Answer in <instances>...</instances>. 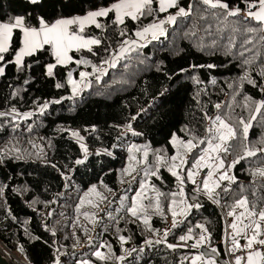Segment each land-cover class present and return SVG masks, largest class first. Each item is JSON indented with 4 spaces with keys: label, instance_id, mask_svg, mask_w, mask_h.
Masks as SVG:
<instances>
[{
    "label": "trees",
    "instance_id": "trees-1",
    "mask_svg": "<svg viewBox=\"0 0 264 264\" xmlns=\"http://www.w3.org/2000/svg\"><path fill=\"white\" fill-rule=\"evenodd\" d=\"M112 2L44 0L40 10L49 20H54L60 15H84ZM190 3L194 6L191 16L178 17L174 25L167 26L166 35L147 43L146 47L129 49L115 67L106 70V75L101 72L102 61L111 59L110 53L118 50L123 40H135L136 30L156 22L157 18L165 19L177 9L158 12L137 22L126 20L125 25L119 26L113 25L110 19H101L107 25L105 30L89 28L91 34L103 38V43L94 49L97 54L73 55L97 64L100 71L89 76L88 87L78 96H71L67 73L73 70V77L77 79L80 71L91 73V67L58 66L50 77L46 74V65L54 61L44 53L26 57L22 71L13 63L5 67V74L0 76V112L4 113L0 116V243L26 263L57 264L58 260L59 264H81L79 261L86 250L105 245L100 251L108 257L106 260L90 256L87 261L91 264H181L185 257L198 255L199 249H170L168 244L180 243L179 236L187 234L189 228L193 229L194 240L188 244L194 243L201 232L196 225L202 224L211 237L205 248L215 247L218 257L227 264L224 217L229 211L228 205L244 195L250 202L264 207L260 203L264 200V177L253 175L255 170L264 168V151H261L264 149V110L261 114L254 112V102L264 100V91L260 89L264 86V77L259 75L264 68V41H259V37L264 33L247 37L237 34L236 47L229 54L223 47L228 44L229 35V29L225 28V38L218 39L217 48L206 47L214 37L204 29L212 24L214 33L224 25L211 18L201 19L206 13L196 0H180V6L186 9ZM32 10L27 0H0V21L7 22ZM236 19L232 17L229 21ZM251 26H256L255 22ZM121 30L127 35L121 37ZM245 38L253 39V44L246 46L249 51L241 57L240 45ZM252 58H255L252 64H242L244 59ZM209 64L216 67H191ZM245 71L257 81L256 87L244 82L241 88L239 77ZM197 78L200 83H196ZM57 84L62 86L58 88ZM245 96L251 97V101H245ZM216 103L231 106L220 110L231 116V122L243 117L251 123L247 139L242 126L235 125L238 137L233 144L240 142L242 154L233 161L244 156L245 145L256 155L239 159L232 168L231 175L236 181L227 196L221 192L214 198L204 194L193 198L194 185L186 181L184 192L188 202L199 203L201 207L190 210L178 220L176 228H169L168 236L161 243H155L157 237L164 236L172 219L169 201L161 198L163 215L150 210L149 225L142 218L130 216L127 208L139 190L143 173L138 167L139 174L133 173L136 180H132L123 171L128 161L126 151L133 145L143 150L144 144L149 152V165L155 163V150L163 149L166 155H173L175 149L169 143L172 134L183 136L181 129L187 126L203 136L207 122L202 121V114L204 111L213 116L217 114L213 107ZM253 114L257 118L250 120ZM74 132L78 133L77 138L82 140L86 152ZM234 148L225 156V161H231ZM136 156L141 158L142 151ZM78 160L83 163L77 164ZM159 177H151L150 182L161 192L179 190L178 181L165 167H161ZM93 186L107 199L100 201L90 191ZM97 204L98 207L94 206ZM61 215L67 221L60 220ZM120 236L125 237L129 248L124 256ZM146 240L153 243L148 245ZM122 256L123 260L117 259ZM186 261L183 264H189Z\"/></svg>",
    "mask_w": 264,
    "mask_h": 264
},
{
    "label": "snow or ice",
    "instance_id": "snow-or-ice-1",
    "mask_svg": "<svg viewBox=\"0 0 264 264\" xmlns=\"http://www.w3.org/2000/svg\"><path fill=\"white\" fill-rule=\"evenodd\" d=\"M27 2L33 6L31 12L11 17L7 22L0 21V76L5 74V67L9 63L15 64L17 70L22 71L26 67V57H34L40 53L49 54L54 61L46 65V74L50 77L54 76V70L58 66L66 67L70 64H75L77 67L92 68L93 71L91 73L80 71L78 73L79 81L73 77V70L68 71V83L72 86L73 94L80 90V81L84 82L83 87H87L88 83H90L88 80L89 76H93L100 71V66L83 57L76 58L73 53L87 52L92 55L97 54L94 49L103 43V38L91 34L88 29L94 27L102 31L105 30L107 25L101 23V19H110L113 25L119 26L125 25L126 20L137 22L143 17L155 16L158 12L164 13L168 12L169 9H177L174 14L170 13L165 19L157 18L156 22L136 30L134 35L138 39L123 40L119 49L110 53L111 59L102 61V64L115 67L122 54L129 51V49L137 50V48L147 46L139 43L140 40H148L149 35L152 40L166 35L165 24L174 25L178 17H189L194 10V6L191 3L188 4L187 9L180 6V0H114V2L106 6L95 7L94 10H90L84 15H60L54 20H49L40 10L44 6V0H27ZM196 2L204 6L206 15L201 16V19L207 20L211 18L224 25V27H217L214 33L212 32V24H209L204 29L206 33L214 37L211 44L205 45L206 47L216 49L218 39L225 38L223 36L225 28L229 29V35L227 36L228 44L223 47L226 48L229 54H231V49L236 47L237 34L247 37L249 34L264 33V0H240L239 3L231 2V0H196ZM240 4H243L244 7L241 8ZM232 17L237 19L229 21V18ZM252 22H255L256 26H251ZM119 35L123 37L127 33L125 30H121ZM259 41H264V35L259 37ZM148 42L150 43L151 41L148 40ZM251 44H253V39L245 38L241 42L240 48L242 50L239 51V56L243 57L245 52L249 51L246 46ZM124 45H129V47L126 48ZM105 51H108V48H105ZM8 56H12L13 59H6ZM254 59H244L242 64L250 65L254 62ZM28 67L31 66L28 65ZM191 67L214 68L216 66L209 64L192 65ZM181 71L187 70L182 69ZM104 74H107L106 71ZM259 75L264 77V68L261 69ZM96 79L99 80L100 76H96ZM239 80L241 81V88L244 82L254 87L257 86V81L248 71H245L239 77ZM196 83H200L198 78ZM212 83H216L215 79L212 80ZM61 86L60 84L56 85L58 88ZM229 87H232V85H229ZM260 89L264 91V86H260ZM244 99L245 101H251L252 98L245 96ZM56 102L58 103L59 101ZM254 103V112L261 114L262 110H264V100L255 101ZM213 107L217 110V114L214 116L207 111L202 114V121L207 122L203 136H200L194 129L187 126L181 129L184 133L183 136L172 134L169 143L175 149V153L171 156L166 155L163 149L155 150L153 152L155 163L149 165V152L146 147L142 150L133 145L128 149L131 163L124 170L125 173L131 176L132 180H136V176L133 173H137L138 167L143 173V179L138 182L139 190L136 191L131 199L130 206L127 208V212L131 217L135 219L142 218L143 223L149 225L150 210L163 215L164 210L161 200L163 197L169 201L168 211L172 216V227L176 228L180 223L177 220L178 216L186 217L190 210L201 207L199 203L188 202L184 192L186 181L195 186L193 198L198 194L214 198L219 196L221 192L226 196L231 193L230 185L236 181L235 176L229 174L231 169L235 164L239 163V159L254 156L256 152L249 150L245 145L244 156L232 161L227 167L225 166V156L235 147L232 144V141L238 137V129L235 125L242 126L244 138L247 139L251 123L243 117L231 122V116L220 111L222 107L230 108V105L216 103ZM245 107H248V104ZM3 115L4 113L0 112V116ZM256 118V115L253 114L250 120H255ZM133 134L141 135V133ZM73 135L78 136V133L74 132ZM202 145L204 147H201ZM84 150L85 152L87 151L86 148ZM141 151L142 157L137 158L136 153ZM261 151H264V149H261ZM76 163L80 164L83 161L78 160ZM161 167H165L171 176L178 181V191L164 193L150 182L151 177L160 178ZM206 169L207 171H205ZM201 173H204L203 176H201ZM253 175L264 177V168L255 170ZM197 177H200L199 181ZM224 182H227V184H224ZM217 189L220 192H217ZM90 191L95 193L100 198V201L107 199L102 193L97 192L95 186ZM108 191H111V189H108ZM0 192H2V189H0ZM149 192L155 195L149 196ZM145 200L148 201L147 204L144 203ZM81 203H83V200ZM88 203L91 204L92 201L89 200ZM260 203H264V200L260 201ZM94 206L98 207L99 205ZM228 208L227 216L233 219L228 225L231 231L226 243L230 245L228 252L234 258L232 264H264V207L258 206V202H250L247 196L240 195L234 198L233 203L228 205ZM84 215L88 216V213ZM196 227L201 229V232L194 243L188 244L189 241L194 240L193 229L189 228L187 234L179 236L180 243L176 245L168 244V248L189 247L199 249L208 245L211 241L208 229L202 224H198ZM168 234L169 230H165L164 237H167ZM119 239L122 244L127 242L124 236H120ZM89 243H92L91 238H89ZM145 243L151 245L153 241L146 240ZM155 243H161V241L157 240ZM100 247H105V245ZM236 253L241 254L237 255ZM218 255V250L213 247L210 252H202L190 258L185 257V260H189V264H218L217 259H215ZM94 256L101 261L108 258L100 250L95 251ZM117 259L123 260L124 257H117ZM57 264H59L58 260ZM81 264H91V262L85 260ZM181 264H183V261Z\"/></svg>",
    "mask_w": 264,
    "mask_h": 264
},
{
    "label": "rangeland",
    "instance_id": "rangeland-1",
    "mask_svg": "<svg viewBox=\"0 0 264 264\" xmlns=\"http://www.w3.org/2000/svg\"><path fill=\"white\" fill-rule=\"evenodd\" d=\"M170 24H165L164 25V27H165V29L167 30V26H169ZM162 36H159V38H161ZM158 38V39H159ZM136 39H138L137 37H135V40ZM158 39H155V40H152L151 39V36L149 35L148 36V40H150L151 42H153V41H156V40H158ZM148 40H140L139 41V43H141V44H147V43H149L148 42ZM126 48H128L129 47V45H124ZM129 51H127L126 53H124V54H122V56H124L125 54H127ZM121 56V57H122ZM121 59V58H120ZM119 59V60H120ZM109 67H111V66H109L108 64H104L102 67H101V72L102 73H104ZM100 72V73H101ZM107 72V71H106ZM77 80L79 81V78H77ZM69 84V83H68ZM83 84H84V82L83 81H80V85H81V88H80V90L79 91H77L75 94H73V92H72V86L69 84V86H70V91H71V96H78V95H80L87 87H83ZM88 85H89V83H88ZM31 114V113H30ZM244 136V135H243ZM78 136H75V138L77 139V141H78V143L80 144V146H81V148L82 149H85V146H84V144H83V142H82V140L81 139H79V138H77ZM233 142L234 141H232V144H233ZM238 144H239V146H240V142H238ZM238 144H236L235 145V148H234V153L232 154V156H231V161H228V160H226L225 161V166L227 167V165H229V164H231L232 163V161H233V159L235 158V157H237L238 155H239V153L240 154H242V150L240 149V147L238 146ZM82 145H83V147H82ZM119 145H122V141L120 142V144ZM118 145V146H119ZM143 145V149H144V144H142ZM146 145V144H145ZM201 147H204V146H201ZM129 156H130V153H129V151L127 150L126 151V158H128V161H126V164H125V166L123 167V171L128 167V165H129ZM226 159V158H225ZM229 162V163H228ZM205 171H207V169L205 170ZM231 171H232V169H231ZM231 171H230V175H231ZM125 172V171H124ZM203 174L204 173H201V176H203ZM143 178V177H142ZM197 180L199 181L200 180V177H197ZM189 183V182H188ZM224 183H226L227 184V182H224ZM191 184V183H190ZM230 186H232V184L230 185ZM195 187V186H194ZM153 195H155L154 193L153 194H151V195H149V196H153ZM206 196V195H205ZM177 199H179V197H177ZM179 210V209H178ZM182 217H184V216H178L177 217V220H179V219H181ZM59 219L60 220H63V221H67V217H65V216H60L59 217ZM232 217H229V216H227V214L225 215V222L227 223L228 222V225L232 222ZM172 226V219L169 221V223H168V226L165 228V230H169V228ZM229 229V228H228ZM165 230H164V232H165ZM227 231L229 232L230 231V229L229 230H227L226 229V235L229 237V233H227ZM163 239H164V236H159V237H157L154 241H157V240H160L161 242L163 241ZM196 239H198V238H196ZM229 239V238H228ZM242 243H243V241H242ZM119 244L121 245V248H122V252H123V256L124 255H126V253L129 251V248L128 247H126V243H121V241H120V239H119ZM91 246H95V244H90ZM207 246V245H206ZM104 247H100V246H98L97 245V247H95L94 249H90V250H86L85 251V253H84V255H83V259H81L80 261H79V263H81L82 261H85V260H88L87 258L88 257H90V256H94V252L95 251H97V250H101L102 251V249H103ZM201 250H205L206 252H209V250L210 249H207V248H205V246H202L201 248H199V250H198V254H200V253H202V251ZM122 256V257H123ZM6 260V259H5ZM7 263H8V261H7Z\"/></svg>",
    "mask_w": 264,
    "mask_h": 264
},
{
    "label": "built area",
    "instance_id": "built-area-1",
    "mask_svg": "<svg viewBox=\"0 0 264 264\" xmlns=\"http://www.w3.org/2000/svg\"><path fill=\"white\" fill-rule=\"evenodd\" d=\"M227 241V240H226ZM230 245L228 243H225V260L227 264H232L233 262V256L229 254L228 247ZM0 253L1 255L6 259V261L10 262L11 264H28L21 258L17 257L13 252H11L9 249H7L5 246H3L0 243ZM237 255L241 253H236ZM187 261L184 260L183 263H186Z\"/></svg>",
    "mask_w": 264,
    "mask_h": 264
},
{
    "label": "water",
    "instance_id": "water-1",
    "mask_svg": "<svg viewBox=\"0 0 264 264\" xmlns=\"http://www.w3.org/2000/svg\"><path fill=\"white\" fill-rule=\"evenodd\" d=\"M201 251L206 252L205 250H201ZM215 259H217L218 264H224L223 260L219 258L218 256H216ZM0 264H8L5 258L1 255V253H0Z\"/></svg>",
    "mask_w": 264,
    "mask_h": 264
},
{
    "label": "crops",
    "instance_id": "crops-1",
    "mask_svg": "<svg viewBox=\"0 0 264 264\" xmlns=\"http://www.w3.org/2000/svg\"><path fill=\"white\" fill-rule=\"evenodd\" d=\"M225 225H226V229L229 230V229H228V222H227ZM230 231H231V230H230ZM230 231H229V232H230ZM229 232L227 231V233H229ZM228 238H229V237L226 236V240H228ZM194 242H195V241H194ZM241 242H242V241H241ZM225 243H226V242H225Z\"/></svg>",
    "mask_w": 264,
    "mask_h": 264
},
{
    "label": "clouds",
    "instance_id": "clouds-1",
    "mask_svg": "<svg viewBox=\"0 0 264 264\" xmlns=\"http://www.w3.org/2000/svg\"><path fill=\"white\" fill-rule=\"evenodd\" d=\"M225 218V217H224ZM225 224H226V222H225ZM225 227H226V225H225ZM227 236V235H226ZM226 236H225V242H226Z\"/></svg>",
    "mask_w": 264,
    "mask_h": 264
}]
</instances>
